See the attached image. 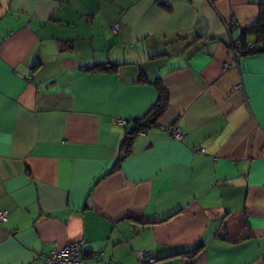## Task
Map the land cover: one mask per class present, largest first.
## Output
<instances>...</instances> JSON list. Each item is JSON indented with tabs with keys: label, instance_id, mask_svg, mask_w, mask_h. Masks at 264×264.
Masks as SVG:
<instances>
[{
	"label": "crops",
	"instance_id": "1",
	"mask_svg": "<svg viewBox=\"0 0 264 264\" xmlns=\"http://www.w3.org/2000/svg\"><path fill=\"white\" fill-rule=\"evenodd\" d=\"M263 5L0 0V264L76 241L84 264H264ZM140 72L167 107L115 165L158 96Z\"/></svg>",
	"mask_w": 264,
	"mask_h": 264
},
{
	"label": "trees",
	"instance_id": "2",
	"mask_svg": "<svg viewBox=\"0 0 264 264\" xmlns=\"http://www.w3.org/2000/svg\"><path fill=\"white\" fill-rule=\"evenodd\" d=\"M262 7L263 8L260 9V13L257 21L253 25H251L248 29H244L243 32H246L245 30H247V32H251L257 35H262L264 38V5ZM258 52H264V44L252 46L251 48L244 51V55L250 53H258ZM118 66L119 64H115V63H98V64H94L93 66H88L85 69L90 72H100V71L116 72ZM137 83H151L154 86H157L158 96L156 101L147 111V113L143 117L135 119L133 127L125 133L124 138L120 144V152L115 160V165H117L123 159V157L129 153L133 140L141 131L146 132L149 128H152L157 124L158 118L161 116V114L167 107V95L161 89L159 85V79H154L150 81L143 72H140L137 78ZM115 165L113 169H115ZM200 248H201V244L197 243L191 249L182 251L180 253L188 256L189 258H192L200 250Z\"/></svg>",
	"mask_w": 264,
	"mask_h": 264
},
{
	"label": "built area",
	"instance_id": "3",
	"mask_svg": "<svg viewBox=\"0 0 264 264\" xmlns=\"http://www.w3.org/2000/svg\"><path fill=\"white\" fill-rule=\"evenodd\" d=\"M228 27V26H227ZM113 33L119 31V25L116 23L111 27ZM118 122L124 123V121L118 119ZM165 130L176 139L182 137L181 133L177 128L166 127ZM203 151V149H201ZM8 212L6 210H0V224L7 221ZM93 258H97V254H93ZM137 260L139 263H153L155 257L150 251H143L138 253ZM87 259L86 251L81 241L73 242L63 249L52 250L44 261V264H84Z\"/></svg>",
	"mask_w": 264,
	"mask_h": 264
},
{
	"label": "rangeland",
	"instance_id": "4",
	"mask_svg": "<svg viewBox=\"0 0 264 264\" xmlns=\"http://www.w3.org/2000/svg\"><path fill=\"white\" fill-rule=\"evenodd\" d=\"M137 261V260H136ZM139 264V263H138Z\"/></svg>",
	"mask_w": 264,
	"mask_h": 264
}]
</instances>
